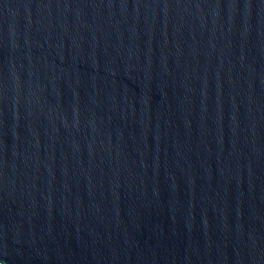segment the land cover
Instances as JSON below:
<instances>
[{
  "label": "water",
  "instance_id": "water-1",
  "mask_svg": "<svg viewBox=\"0 0 264 264\" xmlns=\"http://www.w3.org/2000/svg\"><path fill=\"white\" fill-rule=\"evenodd\" d=\"M3 264H264V0H0Z\"/></svg>",
  "mask_w": 264,
  "mask_h": 264
},
{
  "label": "snow or ice",
  "instance_id": "snow-or-ice-1",
  "mask_svg": "<svg viewBox=\"0 0 264 264\" xmlns=\"http://www.w3.org/2000/svg\"><path fill=\"white\" fill-rule=\"evenodd\" d=\"M0 264H3V261L2 260H0Z\"/></svg>",
  "mask_w": 264,
  "mask_h": 264
}]
</instances>
